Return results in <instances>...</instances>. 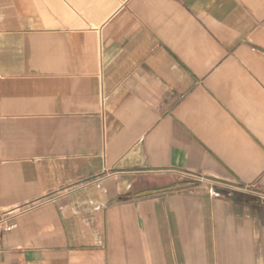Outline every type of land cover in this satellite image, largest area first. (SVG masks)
<instances>
[{"label":"crops","instance_id":"0c3cea01","mask_svg":"<svg viewBox=\"0 0 264 264\" xmlns=\"http://www.w3.org/2000/svg\"><path fill=\"white\" fill-rule=\"evenodd\" d=\"M0 218V264H264V0H0Z\"/></svg>","mask_w":264,"mask_h":264},{"label":"built area","instance_id":"2783aa9c","mask_svg":"<svg viewBox=\"0 0 264 264\" xmlns=\"http://www.w3.org/2000/svg\"><path fill=\"white\" fill-rule=\"evenodd\" d=\"M198 178H202V177H198ZM13 227V224L11 223H6L5 219L0 218V239H1V231L6 229L9 230Z\"/></svg>","mask_w":264,"mask_h":264}]
</instances>
